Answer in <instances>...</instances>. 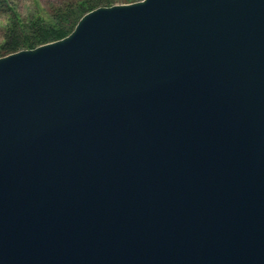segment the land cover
<instances>
[{"label":"water","instance_id":"water-1","mask_svg":"<svg viewBox=\"0 0 264 264\" xmlns=\"http://www.w3.org/2000/svg\"><path fill=\"white\" fill-rule=\"evenodd\" d=\"M0 264H264V0H141L0 58Z\"/></svg>","mask_w":264,"mask_h":264},{"label":"trees","instance_id":"trees-1","mask_svg":"<svg viewBox=\"0 0 264 264\" xmlns=\"http://www.w3.org/2000/svg\"><path fill=\"white\" fill-rule=\"evenodd\" d=\"M122 1L129 4L141 0ZM115 2L116 0H73L57 8L51 6L46 17L33 18L28 23L16 19L7 34L3 50L9 55L61 40L75 29L86 13L98 7L113 6Z\"/></svg>","mask_w":264,"mask_h":264},{"label":"rangeland","instance_id":"rangeland-1","mask_svg":"<svg viewBox=\"0 0 264 264\" xmlns=\"http://www.w3.org/2000/svg\"><path fill=\"white\" fill-rule=\"evenodd\" d=\"M73 0H0V58L7 56L3 50L7 34L13 26L14 20L28 23L33 18L46 17L51 6L59 7L65 2ZM127 4L122 0H116L114 5ZM23 49V50H27Z\"/></svg>","mask_w":264,"mask_h":264}]
</instances>
